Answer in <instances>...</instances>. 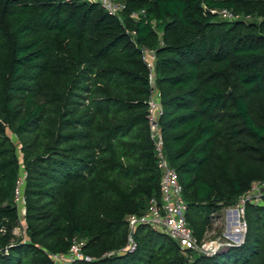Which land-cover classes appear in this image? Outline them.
<instances>
[{"label":"trees","instance_id":"obj_1","mask_svg":"<svg viewBox=\"0 0 264 264\" xmlns=\"http://www.w3.org/2000/svg\"><path fill=\"white\" fill-rule=\"evenodd\" d=\"M121 1L118 16L92 0H0V264H264V203L252 201L241 244L185 253L140 224L126 249L127 217L161 193L144 49L199 243L264 180V0ZM224 8L238 18L213 12ZM76 239L91 260L56 263Z\"/></svg>","mask_w":264,"mask_h":264},{"label":"built area","instance_id":"obj_2","mask_svg":"<svg viewBox=\"0 0 264 264\" xmlns=\"http://www.w3.org/2000/svg\"><path fill=\"white\" fill-rule=\"evenodd\" d=\"M92 1L100 2L104 9L113 15L119 16L121 11L125 8V3L121 0ZM213 12L219 13L221 17L228 20H235L238 18V15L227 8L213 10ZM144 13V10L133 11L131 17L138 20ZM143 55L150 69L149 81L153 88L152 95L148 101V117L150 136L155 145L158 168L161 172V193L159 198L153 196L149 199L148 209L143 214H131L127 217L130 227L129 244L126 247L127 251H134L136 248L133 234L136 227L140 224H146L155 230L167 234L178 243L185 253L190 249L211 255L223 244H241L244 241L247 230V223L244 218L245 205L247 201L264 203V180L253 181L250 189L239 198L234 206L227 207L223 210L218 220L222 219L225 221L227 226L225 231L223 230V232L213 238H207L202 243H199L186 219L187 203L183 196L182 184L179 182L177 172L170 165L164 150V139L159 122L160 116L163 113V104L161 92L155 83V52L150 49H144ZM25 180L26 172L24 168L21 167L20 176L15 188V203L20 218V226L15 229V234L18 235L22 234L21 226L24 227L23 232L26 227ZM210 234L211 230L208 232L207 237H209ZM82 246L83 242L76 239L68 253L53 254L52 258L56 263H64L75 259L91 260V257L84 255Z\"/></svg>","mask_w":264,"mask_h":264},{"label":"rangeland","instance_id":"obj_3","mask_svg":"<svg viewBox=\"0 0 264 264\" xmlns=\"http://www.w3.org/2000/svg\"><path fill=\"white\" fill-rule=\"evenodd\" d=\"M244 19L246 20H253L254 18L253 17H244ZM10 133V132H9ZM10 135L16 140L15 136L13 134L10 133ZM226 223L224 220H218L216 222V224H214V226L211 228V234L208 238L210 237H214L218 234H220L221 232H223V230L225 231V228H226ZM23 226H21V233H23Z\"/></svg>","mask_w":264,"mask_h":264}]
</instances>
